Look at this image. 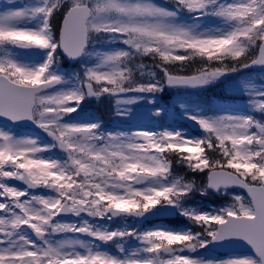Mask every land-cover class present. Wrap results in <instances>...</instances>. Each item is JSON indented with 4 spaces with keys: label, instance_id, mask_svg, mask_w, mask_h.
Masks as SVG:
<instances>
[{
    "label": "snow or ice",
    "instance_id": "snow-or-ice-1",
    "mask_svg": "<svg viewBox=\"0 0 264 264\" xmlns=\"http://www.w3.org/2000/svg\"><path fill=\"white\" fill-rule=\"evenodd\" d=\"M220 86L243 105L177 101L194 131L84 116ZM169 216L189 226L143 227ZM232 244L250 254L209 255ZM0 264H264V0L0 7Z\"/></svg>",
    "mask_w": 264,
    "mask_h": 264
}]
</instances>
